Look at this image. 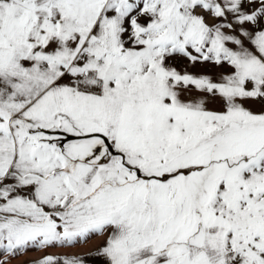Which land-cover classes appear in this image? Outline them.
<instances>
[{"label": "snow or ice", "instance_id": "6c2138e0", "mask_svg": "<svg viewBox=\"0 0 264 264\" xmlns=\"http://www.w3.org/2000/svg\"><path fill=\"white\" fill-rule=\"evenodd\" d=\"M0 264H264V0H0Z\"/></svg>", "mask_w": 264, "mask_h": 264}]
</instances>
